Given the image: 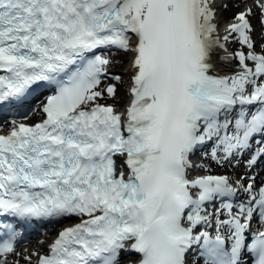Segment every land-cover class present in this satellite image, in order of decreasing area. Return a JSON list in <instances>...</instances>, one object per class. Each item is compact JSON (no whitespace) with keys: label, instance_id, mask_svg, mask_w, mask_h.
Returning <instances> with one entry per match:
<instances>
[{"label":"snow or ice","instance_id":"obj_1","mask_svg":"<svg viewBox=\"0 0 264 264\" xmlns=\"http://www.w3.org/2000/svg\"><path fill=\"white\" fill-rule=\"evenodd\" d=\"M214 4L0 0V71L7 73L0 75V105L54 90L41 109L46 119L34 126L13 120L11 132L0 135V214L80 218L38 264H122L125 257L129 264H186L193 245L205 264H245L246 254L264 264V230L251 228L254 214L264 228V188L234 204L251 184L190 178L202 167L192 156L206 142L216 138L227 159L264 134V29L255 35L248 8L221 36ZM257 6L264 25V0ZM230 43L247 51L229 52ZM111 48L133 54L123 111L100 103L118 99L115 84L101 88L112 60L98 50ZM217 58L238 60L239 70L216 74ZM253 105L259 107L249 118ZM218 199L221 207L210 211L206 205ZM221 212L228 218L219 219ZM214 216L215 237L195 232ZM0 228L9 230L0 264H19L8 259L16 233L10 224Z\"/></svg>","mask_w":264,"mask_h":264},{"label":"bare ground","instance_id":"obj_2","mask_svg":"<svg viewBox=\"0 0 264 264\" xmlns=\"http://www.w3.org/2000/svg\"><path fill=\"white\" fill-rule=\"evenodd\" d=\"M225 2H226L225 0H215L214 7L217 10V18L219 20H221L222 15H225L224 16V18H225L226 16L232 17L235 14V13H233V15L229 14V8L224 5ZM240 7H241V5H239V4L234 7V9H236V12L240 11L239 10ZM256 12L261 13V12H259V10H257ZM254 22H255L254 24H257V20H255ZM254 29H256L257 31L261 30V25H259L257 28H254ZM219 32H220L221 36H224L223 31H219ZM258 36H259V34H258ZM126 56L128 57V59L125 58ZM132 58H133L132 53H128V52H124V51L111 57L112 64L109 66V68L111 67V68L116 69L117 71L121 72V75H120L121 81H119V84L124 85L123 92L119 91L118 92V99H115L113 102V104L117 103L119 105L118 110L122 109L123 105L125 104V102L127 101V98H128L127 97L128 96L127 89L129 87L127 85H128L129 80L131 79V77L134 75V72L131 68ZM215 64L220 71H223V69L229 68L228 66H230V64L225 65L218 58L215 59ZM113 81H115V80H111L109 83H111ZM33 112L36 113L37 116H38V114H40V111L38 112L37 107L33 108ZM25 119L34 120L35 118L28 116ZM9 125L10 126L8 128L12 129L13 125H11L10 122H9ZM261 164H262V162H261ZM261 164H260V166H261ZM262 166H264V164H262ZM63 226H65V225L61 224V227H63ZM55 230H56L55 226L51 227L50 229H48L47 232H44V233L38 235L37 239L34 241H31V243L25 242V243L21 244V248L15 249V253L10 254L8 259L11 261H14V262L19 261V264H34V260H38V257L40 255L46 254V251H47L48 246H49V242L52 240L53 235H54L53 233ZM26 258H28V259H26Z\"/></svg>","mask_w":264,"mask_h":264},{"label":"rangeland","instance_id":"obj_3","mask_svg":"<svg viewBox=\"0 0 264 264\" xmlns=\"http://www.w3.org/2000/svg\"><path fill=\"white\" fill-rule=\"evenodd\" d=\"M235 10H236V9H232V11H229V14H230V15H233V13L236 12ZM234 11H235V12H234ZM224 16H225V15H222V17H224ZM254 19H255V18H254ZM259 20H260V19H259ZM258 31H259V30H258ZM258 31L256 30V32H258ZM113 52H115V51H113ZM114 54L117 55L118 53L115 52ZM123 54H124V53H123ZM124 55H125V54H124ZM125 58L128 59L127 56H126ZM110 70H111L110 72L113 73V74H115V75H119V76L121 75V72L117 71L116 69H113V68L110 67ZM115 75L110 74V76H111V77H110L111 80H115V79H113V77H112V76H115ZM110 78H108V79H110ZM110 84H115L116 87H117L118 92H119V91H122V92H123V87H124V85H122V84L120 85V84H119V81H116V80H115V81L111 82ZM107 85H109V84L106 82V83H104V84L101 85V88H104V87H106ZM100 102H102V103H108V104H111V103H112V104H113L114 100H113L112 98H108L107 101H105V100H101ZM113 105H115V107H116L117 109H119V105H118L117 103H115V104H113ZM39 110H40V109H39ZM39 110H38V111H39ZM39 115H40V116H38L37 118H38V119H41V118L43 117V115H42V114H39ZM35 119H36V118H35ZM35 119H34V120H35ZM32 121H33V120H30V122H32Z\"/></svg>","mask_w":264,"mask_h":264}]
</instances>
